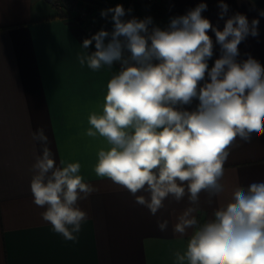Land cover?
Segmentation results:
<instances>
[{"label":"clouds","instance_id":"1","mask_svg":"<svg viewBox=\"0 0 264 264\" xmlns=\"http://www.w3.org/2000/svg\"><path fill=\"white\" fill-rule=\"evenodd\" d=\"M218 7L223 19L228 5L221 0ZM206 9L200 3L171 17L165 28L150 16L125 19L131 9L121 4L101 11L105 19L111 13L112 30L84 39L81 47L94 42L95 50L77 56L94 71L119 66L107 83L102 112L89 116L86 135L99 134L109 145L98 152L94 172L153 216L169 197H187L173 233L189 239L183 253H174L175 264H264V182L234 187L211 218L197 219L200 194L211 202L225 191L224 165L234 142L264 134V66L251 55L237 59L238 45L258 36L259 20L235 13L220 30L202 16ZM209 30L220 49L211 68ZM194 101V108L185 107ZM31 139L42 146L32 165L33 203L44 209L41 217L54 233L76 242L88 220L79 201L98 189L79 175V163L57 166L43 128ZM167 227V220L158 222L160 231Z\"/></svg>","mask_w":264,"mask_h":264},{"label":"crops","instance_id":"2","mask_svg":"<svg viewBox=\"0 0 264 264\" xmlns=\"http://www.w3.org/2000/svg\"><path fill=\"white\" fill-rule=\"evenodd\" d=\"M220 2L152 0L164 6L162 16L133 7L137 12H126L124 18L150 16L154 25L165 28L171 17L205 3L202 16L222 30L230 16L242 13L249 22L259 20V34L238 45L237 59L251 55L264 66V16L259 15L264 0H223L228 5L223 19ZM89 4L99 15L97 22H109L111 31V13L107 19L100 13L116 5ZM208 35L214 42L211 68L220 49L215 34L209 30ZM86 38L81 22L63 15L49 0H0V264H175L174 253H183L189 239L173 233L175 216L189 206L187 197L180 202L169 197L153 216L128 191L94 172L98 152L109 145L99 134L86 135L89 116L102 112L107 83L119 66L95 71L87 63L82 66L77 56L95 50L94 42L88 50L81 47ZM196 103L185 107L191 110ZM38 128L44 129L57 166L60 161L65 166L79 163V175L98 189L79 201L88 220L76 242L54 233L41 217L44 209L33 203L32 165L42 146L34 144L31 133ZM224 167L225 191L211 202L200 194L201 223L221 200L230 199L234 187L264 182V134H254L247 143L238 138ZM165 220L168 227L160 231L158 222Z\"/></svg>","mask_w":264,"mask_h":264},{"label":"built area","instance_id":"3","mask_svg":"<svg viewBox=\"0 0 264 264\" xmlns=\"http://www.w3.org/2000/svg\"><path fill=\"white\" fill-rule=\"evenodd\" d=\"M102 1H105V0H102ZM134 1L135 0H121L119 2H123L125 5L129 6L131 9L133 7L140 8L141 5H146V4L152 3V0H137V2H134ZM51 3L63 15H65L69 18H74V20H76V21H80L83 29L85 30V32L89 38L91 37V35H93L97 32V29H96L97 27H95L97 25H95L94 20H91L92 17L79 16L76 13L77 9L76 10L74 9V11H73V9L70 8V4H69L68 0H52ZM83 18H88V20L85 21V19H83ZM93 26H94V29L92 28ZM99 30H100V28H99ZM104 30H107V29L105 28Z\"/></svg>","mask_w":264,"mask_h":264},{"label":"rangeland","instance_id":"4","mask_svg":"<svg viewBox=\"0 0 264 264\" xmlns=\"http://www.w3.org/2000/svg\"><path fill=\"white\" fill-rule=\"evenodd\" d=\"M50 1L52 2V0H50ZM83 1L84 0H82V2H81V0H68V2L70 4V8H72L73 11H74V9L75 10L77 9L76 13L79 16L92 17L91 20H94L95 25H97V26H95V27H97L96 28L97 32L99 31V28H100V30H101V28L102 29H105V28L108 29L109 28V25H108L109 22L99 24L97 22L99 20L98 19V16H99L98 13L92 8V6H90V4H89L90 2L84 1V3H83ZM110 1H121V0H106V2H108V3H110ZM134 2H137V0H135ZM132 9H134V8H132ZM139 10H141V9L139 8ZM83 19H85V21L88 20V18H83ZM92 28L94 29V26Z\"/></svg>","mask_w":264,"mask_h":264},{"label":"trees","instance_id":"5","mask_svg":"<svg viewBox=\"0 0 264 264\" xmlns=\"http://www.w3.org/2000/svg\"><path fill=\"white\" fill-rule=\"evenodd\" d=\"M110 4H113V5L121 4V5H123L124 8L131 9L129 6L125 5L123 2H119V1H110ZM140 8L146 14H153V15L158 16V17H160L164 14V6L162 4H158V3L146 4V5H141ZM131 11L137 12L133 9H131Z\"/></svg>","mask_w":264,"mask_h":264},{"label":"water","instance_id":"6","mask_svg":"<svg viewBox=\"0 0 264 264\" xmlns=\"http://www.w3.org/2000/svg\"><path fill=\"white\" fill-rule=\"evenodd\" d=\"M84 1L91 2V3H105V1H102V0H84Z\"/></svg>","mask_w":264,"mask_h":264}]
</instances>
